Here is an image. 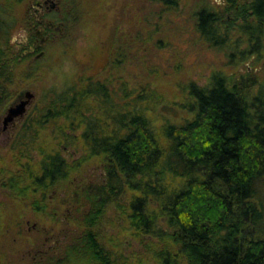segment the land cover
<instances>
[{"label": "rangeland", "instance_id": "374dc122", "mask_svg": "<svg viewBox=\"0 0 264 264\" xmlns=\"http://www.w3.org/2000/svg\"><path fill=\"white\" fill-rule=\"evenodd\" d=\"M75 1V18L65 33L45 47L32 70L22 72L27 78L21 84L36 95L33 105L38 106V116L49 101L54 106L61 105L60 94L69 86L79 90L81 84L89 87L90 82L96 81L106 91H97L82 101L83 116L139 112L161 142L163 126L178 122L179 117L189 113L193 102L191 84L204 87L213 75L223 76L229 85L242 84L249 102L255 103V96L264 99V76L246 72V59L241 54L246 43L230 26L222 0ZM7 3L15 4L16 0H0V10ZM21 8L22 5L15 4L14 14L20 15ZM200 8L217 14L216 28L224 39L222 45L211 44L197 30L196 12ZM20 39L22 33L15 27L9 40L18 43ZM33 115L36 110L30 117ZM40 119L22 127L7 147L0 144V174L6 171L9 176L25 166L26 161L35 169L43 154L59 151L67 159L68 175L50 195L44 196L38 213L31 202L42 197L41 193L9 194V184L7 194L0 190V264H29L37 240L65 230L68 237L72 236L74 227L85 215L104 216L100 225L98 218L95 229L98 235L101 232L104 243L116 246L115 252L123 255L125 264H154L160 248L159 231L140 236L129 227L125 216H129L128 204L135 192L124 180H117L121 184L116 197L102 203L99 211L98 200L99 195L105 194L102 184L107 170L99 156L88 155L80 137L82 123L73 116L47 122ZM21 142L20 148L29 153L27 160L19 153ZM178 182L172 180L169 185ZM45 216L55 219L51 221ZM64 216L69 219L65 225V219H60ZM156 224L155 228H165L161 218Z\"/></svg>", "mask_w": 264, "mask_h": 264}, {"label": "trees", "instance_id": "16d2710c", "mask_svg": "<svg viewBox=\"0 0 264 264\" xmlns=\"http://www.w3.org/2000/svg\"><path fill=\"white\" fill-rule=\"evenodd\" d=\"M14 5L0 10V76L21 63L9 40L17 25ZM196 14L201 36L222 45L215 14L207 8ZM95 83L81 84L79 90L69 86L60 94L63 103L49 101L39 118L73 116L82 123L88 155L99 156L107 170L99 211L116 197L121 179L135 192L125 216L129 227L140 236L159 231L154 264H264V99L255 96L256 102H249L242 84L229 85L223 76L213 75L204 87L191 84L189 113L165 124L160 142L139 112L83 116L82 101L106 91ZM68 169L58 151L43 154L35 176L41 196L61 184ZM176 179L177 185H169ZM103 217L82 216L70 237L64 228L62 234L40 238L29 264H125L116 246L104 243L95 229ZM160 218L165 228H155Z\"/></svg>", "mask_w": 264, "mask_h": 264}, {"label": "flooded vegetation", "instance_id": "af4514ba", "mask_svg": "<svg viewBox=\"0 0 264 264\" xmlns=\"http://www.w3.org/2000/svg\"><path fill=\"white\" fill-rule=\"evenodd\" d=\"M74 1L16 0L15 4L22 5V13L15 14L16 27L22 33V39L13 45L16 52H20L19 62L21 63L10 75L6 73L0 76V137H3L4 140H1L0 144L5 147L10 141L13 142L16 139L17 133L22 127L25 128L39 121L38 106L33 105L36 95L31 89L21 84L23 83V67L32 70L37 60L43 56L45 47L60 39L65 33L66 27L75 18L77 2L73 3ZM222 3L227 14L226 17L228 21H231L230 26L239 32L240 38L246 43V48L241 50L243 58L246 59L244 62L246 72L249 75L261 74L264 76V0H222ZM12 10L14 11V6ZM209 11L215 14V18H218L215 12ZM217 21L215 20L216 23ZM3 57L6 58L5 54ZM20 104L23 105L24 111L19 113L12 110ZM34 110H36V115L30 117ZM20 147H22V142L19 143V153L27 160L29 153ZM60 155L62 154L60 153ZM63 157L67 162L66 157ZM40 159L35 169L26 161V165L20 166L17 172H11L9 176L6 171L5 174H0V190L7 194L9 184V194L27 196L28 191L36 192L38 195L42 193L35 182ZM0 171L3 169L1 168ZM13 191L15 192L13 193ZM50 191L44 194L50 195L53 190ZM42 197H37L31 202L35 213L39 212L41 203L43 205L45 198ZM45 217L51 221L55 219V216ZM66 217L60 219L66 220ZM35 249L33 247L31 251L33 252ZM37 251L38 249L34 251V254Z\"/></svg>", "mask_w": 264, "mask_h": 264}, {"label": "water", "instance_id": "95a60500", "mask_svg": "<svg viewBox=\"0 0 264 264\" xmlns=\"http://www.w3.org/2000/svg\"><path fill=\"white\" fill-rule=\"evenodd\" d=\"M12 110H16V111H18L19 113H21L22 111H24V108H23V105L20 104V105L17 106L16 109H12Z\"/></svg>", "mask_w": 264, "mask_h": 264}]
</instances>
